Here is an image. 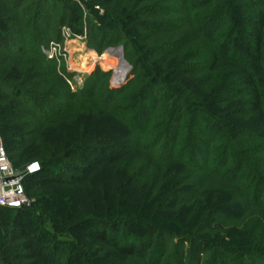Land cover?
Instances as JSON below:
<instances>
[{"label": "trees", "instance_id": "1", "mask_svg": "<svg viewBox=\"0 0 264 264\" xmlns=\"http://www.w3.org/2000/svg\"><path fill=\"white\" fill-rule=\"evenodd\" d=\"M113 2V19L88 28L89 45L122 46L131 72L112 88L110 72L97 68L72 91L43 48L61 41L79 7L0 0L3 142L10 159L41 160L25 189L36 177V189L69 192L68 229L83 241L45 249L26 206L10 208L9 257L264 264V0ZM55 163L65 168L53 174Z\"/></svg>", "mask_w": 264, "mask_h": 264}, {"label": "rangeland", "instance_id": "2", "mask_svg": "<svg viewBox=\"0 0 264 264\" xmlns=\"http://www.w3.org/2000/svg\"><path fill=\"white\" fill-rule=\"evenodd\" d=\"M61 1L64 2L65 0ZM69 1L79 7L81 15L80 18L72 24L61 26V33L62 28L66 26L73 35V39L67 41V47H70L68 49L71 51V54H68L67 58H61L60 62L56 60L59 66L61 65V67L68 72V77H66L67 82H73V87L68 82L69 86L72 91L83 89L90 75L98 68L102 72H110V85L112 88L119 87L121 81L128 77L132 69V66L124 57V52L119 50L121 46H108L102 52H99L97 48L89 45L91 38L88 32V28L91 27L93 22H97L102 26L105 18L113 19V16H111L106 9L108 7V11L111 10L112 13L114 12L113 0ZM102 2L106 7L101 5ZM71 14L73 15V13ZM75 14L79 16L78 13ZM104 25V30H111L109 24L106 25V23H104ZM62 40L63 35L61 41ZM95 155L96 154H94V156ZM99 157L101 160L104 158L103 155ZM10 160L13 165L19 169L24 168L30 162L41 161L40 159L21 157L17 152L11 154ZM64 168L63 164L55 163L52 167L53 170L50 171H53V174H55L57 173L55 172L56 169L60 170ZM35 180L36 177L26 182V194L29 199V204L26 205L23 212L25 220L31 225H34V228L31 229L32 234L35 235L38 241H42L45 245V249H47V245L53 241L60 249L63 247L61 243L70 242L73 245L72 248L75 250V247L82 245L78 243L83 241L78 237L76 231L68 229V227L74 223L73 220L70 221L66 218V209L64 206L68 198L67 193L69 192L65 189H59L53 186L36 189ZM16 212V209L0 207V264H14V260L9 257L12 256V251L5 248L3 242H7L8 240L7 231L10 228L12 218ZM87 216H94V214L89 212L83 215V217ZM45 223H48V225L56 223L59 225L60 229H50ZM7 245L10 244L7 243Z\"/></svg>", "mask_w": 264, "mask_h": 264}, {"label": "built area", "instance_id": "3", "mask_svg": "<svg viewBox=\"0 0 264 264\" xmlns=\"http://www.w3.org/2000/svg\"><path fill=\"white\" fill-rule=\"evenodd\" d=\"M62 35L64 41H51L43 48L49 59L60 62L61 58H67L68 54H71L67 41L73 39V35L66 26L62 28ZM68 82L73 87V82ZM41 169L40 161L30 162L22 169L15 167L9 158L0 130V207L21 208L29 204L25 180L39 173Z\"/></svg>", "mask_w": 264, "mask_h": 264}, {"label": "water", "instance_id": "4", "mask_svg": "<svg viewBox=\"0 0 264 264\" xmlns=\"http://www.w3.org/2000/svg\"><path fill=\"white\" fill-rule=\"evenodd\" d=\"M119 50H121L122 52H124V48H123L122 46L120 47V49H119Z\"/></svg>", "mask_w": 264, "mask_h": 264}, {"label": "bare ground", "instance_id": "5", "mask_svg": "<svg viewBox=\"0 0 264 264\" xmlns=\"http://www.w3.org/2000/svg\"><path fill=\"white\" fill-rule=\"evenodd\" d=\"M97 60V59H96Z\"/></svg>", "mask_w": 264, "mask_h": 264}]
</instances>
